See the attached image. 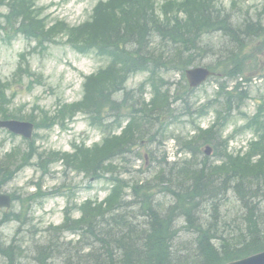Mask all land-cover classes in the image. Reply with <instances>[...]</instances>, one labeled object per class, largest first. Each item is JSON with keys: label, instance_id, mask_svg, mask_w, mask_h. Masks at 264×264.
Listing matches in <instances>:
<instances>
[{"label": "trees", "instance_id": "16d2710c", "mask_svg": "<svg viewBox=\"0 0 264 264\" xmlns=\"http://www.w3.org/2000/svg\"><path fill=\"white\" fill-rule=\"evenodd\" d=\"M6 1L10 7L7 20L11 28L15 29L19 19H22L18 31L28 38H35L40 44L44 42L56 44L60 37L66 36L67 43L78 52L82 54L93 52L107 58L109 64L86 78L82 101L61 104L54 116L42 111L39 117H36L33 114H23L21 109H11L9 107L11 101L6 93L7 89H11V85L0 82V119L31 121L38 129H52L58 123L65 125L66 121H72L79 112H82L90 117L92 125L104 127L105 130L114 125L121 128L125 119H130L120 136L109 133L101 144H96L91 149L82 144L76 147L74 154L50 153L47 156L30 149L22 154L12 150L2 157L0 143V192L14 178L15 173L30 165L35 155L36 166L42 171H47L52 163L62 160L67 169L85 172L90 178L105 179L108 183L110 193L101 202L89 199L78 205L74 203V198L69 196L70 201L64 211L63 223L60 226H50L45 243L38 244L37 247L48 249L47 256L62 258L78 254L77 258L72 259L73 264H226L264 251L261 212L257 213V208H252L248 202L245 203L247 189H260V184L264 181V102L259 106L258 114L246 126L236 131L238 133L255 127L254 130L261 133L260 139L251 142L250 149L244 156L234 157L228 154L226 145L228 140H223V129L228 124L234 108L241 107L249 97L248 92L240 91L243 84L237 77L247 71V60L253 57L251 52L254 50L251 49L248 54L243 47L227 40L233 38L238 41L239 36L234 31L241 32L246 29L251 32L252 38L246 47L251 46V43H257L253 44V48L255 46V49L264 52V26L251 24L235 28L229 16H225L224 11L215 5V0L170 2L161 8V15L158 14L153 0H108L99 2L91 19L79 27H71L63 21H57L49 28L47 19L42 17V9L35 8L32 0ZM168 6L173 9L167 8ZM180 12L184 14V19L179 18ZM212 32L223 33L225 43L221 52L216 50L219 61L210 67L222 72L228 79H236V85L233 91H226V83L221 84L222 110L216 112V123L207 131L199 129L192 140L180 142L182 148L189 150L194 159L185 161L181 166L171 164L169 167L163 159L167 167L162 166L161 175L164 176L171 171L175 172V175L183 174V177L189 180L179 182L188 185H196V180L207 174L215 178L235 176L237 180L229 183V191L233 192L245 209L242 216L245 232L241 233V237L223 238L219 245L210 244L198 233L202 229L201 223L199 220L195 221L193 216L183 228L187 233L202 237V242L195 248L182 238V228L177 227L169 219H161L163 225L152 224L153 227L143 245L131 246L123 240L125 238L123 217L128 213L136 218L135 210H144L146 201L149 202V210L152 209L150 196L146 200L143 197L145 186L149 183L130 184L125 181L122 178V171L126 168L116 162L133 152L146 138L155 139L162 131L163 125L161 122L159 125L161 129L149 134L155 125L153 122L163 119L172 112V96L168 90H163L166 82L160 77V71L175 69L184 75L189 67L195 65L196 61H193L195 54L209 53L207 49L212 46L204 45L202 37ZM156 36L159 38H155ZM227 48H232L235 52L227 54ZM202 54H199V57H203ZM140 72L151 74L148 83L153 89L154 99L150 104L142 101L143 94L139 96L140 99H136L130 95L131 92L125 91L128 78ZM121 91L125 93L122 101L117 102L113 96ZM177 99L182 100L183 97L177 96ZM210 109L209 104L202 106L199 116L206 115ZM206 144L215 147L214 155L221 161L220 165L212 164L208 158L203 157L202 149ZM199 166L205 167L207 171L195 174L192 169ZM241 181L244 182L242 189L238 184ZM188 185L182 190L181 194L184 196L203 193L202 190L196 189L197 187L189 189ZM204 185V189L212 193V187ZM127 188L132 190L131 200L126 199ZM260 193L264 194V186ZM61 195H65V192ZM43 196L36 194L35 197L38 198L35 199H42ZM21 200L26 211L27 204L25 200ZM75 212L80 213L77 219L73 218ZM21 215L22 213L15 216L13 220H23L24 215ZM155 219L160 220L159 216ZM2 223L3 221L0 225ZM66 233L78 235L79 240L62 241ZM207 239H210L209 235ZM0 246L3 247H0V252L3 249L9 250L7 257L10 264L13 263L10 256L13 250H19L18 254L23 256L21 245L3 246L0 240ZM64 246L68 251L64 250ZM181 247L183 248L180 249ZM185 250L187 255H182V251Z\"/></svg>", "mask_w": 264, "mask_h": 264}, {"label": "rangeland", "instance_id": "374dc122", "mask_svg": "<svg viewBox=\"0 0 264 264\" xmlns=\"http://www.w3.org/2000/svg\"><path fill=\"white\" fill-rule=\"evenodd\" d=\"M34 1L38 7L45 8L43 15L49 19L51 24L60 19L71 25H80L89 18L92 9L99 0ZM156 1L162 3L165 0ZM218 1L226 5L234 17L243 18L249 16L255 20L259 14H263L264 16V0H240L236 7H232L231 5L235 0ZM5 11V8L0 9V12ZM65 39L66 38H61L62 42H64ZM36 45L37 43L35 41L29 43L22 35L8 44L4 41L3 34L0 32V78L3 80L10 79L17 69L19 55L21 53H31ZM41 50L42 47H39L36 53H32V55L28 56L30 69L36 74L34 78H37V75L41 76V85H35L33 91L29 93L26 89L28 81L25 80V86L20 89L18 96L14 100L15 107L24 105L28 112L35 104H38L48 111H54L59 100L66 103H73L80 100L83 96L82 84L84 77L97 72L105 64L103 59L97 58L94 55L78 54L65 43L47 46V51L44 55L39 54ZM255 58L261 61L264 67V54L261 56L258 54ZM210 60L212 59L205 58L203 66L210 62ZM261 74L262 73L257 72L251 75L250 78H252V80L246 85L251 92V100L245 107V112L249 115L254 114L259 99L264 98V75L259 77ZM146 78L147 74H137L130 79L128 87L135 89ZM166 78L172 83H177L182 80L181 75L175 73L168 74ZM216 92V81L211 80L203 87L195 90L193 94H189L188 100L191 103V107L188 110L189 113L191 112L189 115H185L182 101L179 100L174 102L172 115L169 117L170 119H166L165 122V135H158L155 140L150 141L148 139L144 141L142 146L136 150V152L139 153L140 159L137 158V153H135V156L133 154L127 156L128 161L126 162V166L129 173L125 174L124 177L133 182L152 180L155 174L160 170V167L157 161H152L151 153L153 157L158 160L162 158L168 159L167 150L169 152L174 142L177 144V138H187L192 133V127L194 125L192 121L195 123L199 122L203 128H207L213 121V113L198 121L195 110L200 105L214 99ZM149 99L150 94L148 91L147 100ZM236 122H238L239 125L243 123L239 115L234 116L233 123L229 129L227 128L225 135H228L234 129ZM162 133H164V130H162ZM38 134L39 139H37V147L40 150L47 151H71L74 140H87L88 144L91 145L102 138L99 132L91 129L86 119L81 115L78 116L76 123L69 126L67 130L55 128L53 131L44 130L38 132ZM250 137L251 134L237 137L230 143L229 150L236 153L241 147L246 146V142ZM0 139L6 140V150L13 146L24 144L21 138H10L4 132H0ZM170 159L173 160L174 157L172 156ZM119 161L120 160L117 162L119 163ZM40 177V171L36 170L34 167H28L20 172L10 184L6 185L3 188V192L24 197L27 193L34 191V188L29 186L30 182L41 181L43 192H53L62 187V184L65 183L67 188L76 192L75 201L77 203H81L87 198H98L102 200L108 194L105 183L93 181L91 184L92 188L87 189L86 187L90 185V183L86 180L84 175L70 172L65 176L63 171H61L60 165H56L49 176L44 177L42 180ZM158 197L164 199L167 198V195L160 194ZM165 201L167 200L165 199ZM65 206V197L45 198L42 201L32 204L31 211L26 217L25 225L22 226L18 235H16V231L19 228V222H10L0 228V240L2 244L8 246L12 240L15 242L14 238H16L17 242H22L24 247V253L22 252L23 256L18 255L20 260H22L21 264H32L30 258H32L34 253V245L38 246V244L44 243L47 236L46 229L50 225H59L62 223V209ZM12 210V212L18 213L19 204L15 203ZM261 210V222L264 225V205H262ZM221 211L222 214L228 218L227 221L231 223L225 235L231 233L232 235L241 237V233L245 232V226L242 223V216L245 214V210L241 209L239 201H237L233 193H229L227 204L221 207ZM2 215L3 213L0 211V220ZM78 215L79 214H76L75 217H78ZM182 234L185 238L190 236L189 233L183 232ZM71 238L72 237L67 234L64 235L66 241ZM0 264H4V260L1 256ZM60 264L64 263L61 261Z\"/></svg>", "mask_w": 264, "mask_h": 264}, {"label": "bare ground", "instance_id": "6f19581e", "mask_svg": "<svg viewBox=\"0 0 264 264\" xmlns=\"http://www.w3.org/2000/svg\"><path fill=\"white\" fill-rule=\"evenodd\" d=\"M234 32L239 36L238 41L233 40V38H229V40L227 41L237 43L238 45L243 47L248 54H250V52L252 51L251 49L253 43H251L252 45L249 47H246V44L250 42V40H252L251 32L246 29L241 32ZM223 45H216V49L209 47L207 49L209 53L202 58L199 57V54H202V52H200L199 54H195L193 61H196V63H198L205 58H209L210 55L217 57V51L219 50L221 52V48ZM234 52L235 51L232 48L226 49L227 54H232ZM213 60H216V58H214ZM237 103L238 101L235 102V104ZM211 158H208V161L212 164L216 163V159L213 157ZM192 171L196 172L195 174H202L203 172L207 171V169L205 167L199 166L194 167ZM180 180L188 181L189 179L183 177V174L175 175V172L171 171L164 176L160 174L156 178L153 177V179L150 181L143 182L149 183L147 185L145 184V193L143 197L146 200L147 197L150 196L152 209L149 210V202L146 201L144 210H135V215L137 216L136 218H134L131 214H125L122 224L124 226L123 229L125 234V238H123V240H125L126 243L136 247L140 246V244L143 245V241L147 240L151 228L156 223L158 225H163V220L161 219H169L170 222H174L177 227L181 228L186 227L193 216L195 221L199 220L198 222L201 223L202 229L198 233H200V235H203V239H205L206 241L208 240L210 244L219 245L223 238L231 237V233L225 235L227 229L231 226V223H229L227 221L228 218H226L222 214L221 207H224L227 204L230 192L229 183L235 182L237 178L235 176H222L220 178H215L207 174L202 179H197L196 185L181 183L179 182ZM191 183L193 184L194 182ZM243 183V181L238 183L240 189L243 188ZM204 184L212 187V193L204 189ZM187 185L189 189L192 190L197 187L196 189L202 190L203 193L199 194L197 192L189 197L184 196L181 193L182 190L187 187ZM263 186L264 181L260 184V189H253L255 191L251 189L249 190V188L247 189V198L245 203L248 202V204L252 208H257V213H259L260 207L262 208V205H264V194L260 193V190L261 188H263ZM160 194H164L165 196L167 195V198L160 199L158 197V195ZM165 199L167 201H165ZM190 212L191 214H189ZM158 216L160 220L157 221V219L155 218H158ZM180 222H182L183 224ZM152 224L153 226H151ZM208 235L210 236V239H207ZM203 239L202 237L198 238L196 234H193L186 237L185 241L188 245L197 248L199 243H201ZM34 247L35 249L33 256L32 258H30V262H32V264H60L61 261L62 263L73 264L74 261H72V259L78 257V254H74L73 256H63L62 258L51 255L47 256L49 252L48 249L44 247H37L35 245ZM182 248L183 247H181L180 249ZM64 250L68 251V248L64 246ZM8 251V249H3L0 252V256L3 258L4 264H10L7 257ZM182 252V255H187L186 250ZM18 255L19 254L17 249L10 252V256L13 260L12 264H21L22 260H20Z\"/></svg>", "mask_w": 264, "mask_h": 264}, {"label": "water", "instance_id": "95a60500", "mask_svg": "<svg viewBox=\"0 0 264 264\" xmlns=\"http://www.w3.org/2000/svg\"><path fill=\"white\" fill-rule=\"evenodd\" d=\"M187 75L191 84L193 86H196L203 82L207 78L209 73L205 70L199 69L188 71ZM0 127L7 128L14 133L22 134L26 137H30L33 130V127L29 124L19 123L15 121L0 122ZM1 207H10V198L8 196L0 195V208ZM231 264H264V253Z\"/></svg>", "mask_w": 264, "mask_h": 264}]
</instances>
